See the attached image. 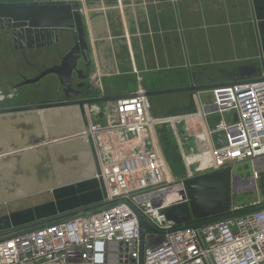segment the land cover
<instances>
[{
	"label": "built area",
	"instance_id": "obj_1",
	"mask_svg": "<svg viewBox=\"0 0 264 264\" xmlns=\"http://www.w3.org/2000/svg\"><path fill=\"white\" fill-rule=\"evenodd\" d=\"M209 93L207 102L202 93L195 94V111L163 119L150 115L143 90L138 97L97 107L104 125L90 126L100 134L98 155L107 197L93 210H102L84 215L89 211L82 209L36 225L33 231L28 227L1 237L0 264H140L135 211L156 229L145 234L143 264H264V210L236 215L262 203L232 206L226 214L230 217L195 228L176 226L165 214L169 208L189 204L187 179L251 162L255 171L251 180L256 183L260 172L254 165L264 171V80ZM12 98L0 91V103ZM165 124L173 133L183 178L174 177L160 149L157 128ZM218 132L226 133L227 145L222 148L212 140ZM113 134L125 153H133L110 165L101 140L112 142ZM194 135L202 136L198 157L188 147ZM93 178L97 179L96 172Z\"/></svg>",
	"mask_w": 264,
	"mask_h": 264
},
{
	"label": "crops",
	"instance_id": "obj_2",
	"mask_svg": "<svg viewBox=\"0 0 264 264\" xmlns=\"http://www.w3.org/2000/svg\"><path fill=\"white\" fill-rule=\"evenodd\" d=\"M76 1L83 7L91 62L95 76L101 78L103 83V96L114 97L136 94L140 90L146 92L185 87L190 84L189 77L195 78L194 75L198 73L204 74L206 78L199 80L197 84H220L214 81L217 74L225 75V82H230L234 80L237 70L247 66L257 69L255 78L264 76V0ZM2 33L0 30V34ZM62 37L68 39L65 45L44 49L58 59V62L74 43L71 33L65 32ZM29 54L27 58L31 61L33 54ZM29 67L34 68L33 64H29ZM214 70L220 72L211 73ZM55 80L60 85L56 77ZM207 93L209 92L200 95L205 102L209 100L202 96ZM193 95L195 96L190 93L169 95L168 97H181L184 103L181 104L182 109L174 108L176 111L164 114L165 117L178 112L186 113L192 108L195 111ZM161 99L164 98L157 96L149 101L153 104ZM109 103L98 106L104 108ZM95 117L98 122H104L100 113L96 112ZM6 122L10 123L0 118L2 128ZM116 137L117 134L112 135L116 145L120 146ZM9 142L11 146H21L19 141ZM66 163L68 166L65 164L63 170L56 168L35 176L34 182L41 181L46 185L47 180H55L59 174H66V169L71 165L70 162ZM84 163L89 167L87 159ZM87 167L84 166L83 170ZM92 170L95 172L93 164ZM11 176L13 179L23 178ZM71 183L73 182H67L64 186H57L56 183L50 185L53 189L44 196L40 192L32 195L28 191L25 199H31V202L26 204L19 202L20 199L0 204V238L23 228L30 227L29 230H32L36 226L34 224L44 219L54 221L57 216L75 209L74 212L82 209L86 212L93 211L94 203L103 201L100 186L98 196L91 197L89 190H78ZM40 186L36 185L33 192ZM68 202L70 205L66 204Z\"/></svg>",
	"mask_w": 264,
	"mask_h": 264
},
{
	"label": "water",
	"instance_id": "obj_3",
	"mask_svg": "<svg viewBox=\"0 0 264 264\" xmlns=\"http://www.w3.org/2000/svg\"><path fill=\"white\" fill-rule=\"evenodd\" d=\"M82 9V4L76 0L0 2V29L12 32L14 46L17 50L24 52L41 51L46 48L65 45L68 42L67 38L62 37V34L65 32L71 33L74 40L68 52L60 57L56 65L41 70L32 79L24 78L23 82L18 85H34L44 78L53 75L58 79L60 86L64 88V99L43 101L37 104L1 107L0 116H26L43 111L70 108L79 109L81 114L77 120H74V124H71L72 131L65 132V135L58 139L46 140L45 137L40 136L21 146L14 145L9 150L5 149L7 150V156L2 160L5 166L0 165V172L23 177L25 181H31L32 176H39L53 169L61 168L62 165L68 164L66 162L75 165L79 154L78 146L79 144L82 145L83 151V144H85L88 155L86 154L84 158L88 160V156H91L102 195L106 198L107 191L101 175V164L98 155V139L100 138V134L98 135L90 128L92 120L91 111L94 106L105 102L112 103L119 100L131 99L138 97L139 94L114 97L103 96V83L101 78L95 76L91 62ZM256 73L257 69L255 67H242L239 69L238 77L230 82L197 84L191 76L189 77L190 84L188 86L143 92L144 96L148 99L183 93H204L220 87L264 80V77L255 78L254 75ZM88 112L89 116H87ZM79 125L87 129V131L90 130V132L82 139L78 137L69 138L71 134L74 135L72 132ZM99 125L103 126L104 122H99ZM185 135L187 136V133ZM200 138L202 139V136L198 137L194 135L188 142V147L193 150L194 157L199 156L198 143L201 140ZM212 140L216 148H222L227 145L225 132L215 133L212 136ZM57 143H59L58 146ZM15 150H19L20 154L13 156ZM254 166L256 167V172L262 171L256 165ZM240 178L239 175H233L231 169L226 168L185 180L184 186L190 202L189 204L167 209L165 214L168 221L179 227L195 228L230 217V215L226 214L232 208L233 194H238L239 187H237V181L241 180ZM101 210H93L84 215H90ZM260 210H264V205L239 212L236 215H246ZM135 214L140 226V264H143L145 234L147 231L156 232V229L141 214L136 211ZM78 217L80 216H71L62 220V222Z\"/></svg>",
	"mask_w": 264,
	"mask_h": 264
},
{
	"label": "rangeland",
	"instance_id": "obj_4",
	"mask_svg": "<svg viewBox=\"0 0 264 264\" xmlns=\"http://www.w3.org/2000/svg\"><path fill=\"white\" fill-rule=\"evenodd\" d=\"M16 1H23V0H16ZM2 34H0V91L4 92L5 94H12L13 98L7 100L6 102L0 103V108L15 106V105H28V103L37 104L43 101H57L59 99H64V96H65L64 88H62L60 85L57 84L55 80V76L53 75L44 78L39 83H37V85L18 86V84L24 78L26 77L34 78V76L35 75L37 76L41 70L45 69V67L49 68L51 67V65L53 66L56 65L53 63L58 62V59L56 60V58L53 57V55L48 54L46 50L43 49L40 51V53H34V52L31 53L33 54L31 56L33 60L27 61L25 60L23 56V52H21L20 50H17L15 46L13 45V39H12L11 33H8V36H5V33H2ZM29 64H33L34 68H30ZM247 67H251V66H247ZM217 72H220V70H214L211 73L216 74ZM238 72H239L238 70L235 72L233 79H236L238 77V75H236V73ZM217 75L218 76L214 78V81L216 83H225L226 76L219 75V74ZM194 77H195L194 79L196 80V82L206 78V76H204V74L202 73H198V75H194ZM8 84L10 87L8 89H4V87H6ZM166 96H161V98H164V99L155 101V103L153 104L152 102H150V106H151L150 115L154 119L165 118L164 114H167V113L169 114L170 111H172L174 108L182 109L181 104H183L184 102L181 101V97H173V96L168 97L169 95H166ZM206 96L208 98H206ZM202 97L205 100H210L211 94L210 93L203 94ZM193 98H194V95H193ZM193 98H192V101H193ZM182 99H184V97ZM203 102L205 101L203 100ZM55 111H58L60 115L53 114ZM175 111L176 110H173V113ZM95 113H96V110H92V120L90 124H93V125L97 124L98 122L96 120ZM187 113L189 112H186V113L178 112L174 115H169V116L183 115ZM75 115H76V109L70 108V109H62V110L43 111V112H39L35 114H29L26 116H16V115L9 116V117L0 116V118L6 119V121H10L9 124H7L8 122H6L8 127L6 126V124L3 128L0 126V131H2V133H0V150H1L0 151V164L5 166V164H3L4 161H2L7 156L6 155L7 150L5 149L9 150L11 149V147H13L10 145L9 141H12V140H15L16 142L19 141L21 143L20 145H22L23 143L28 142L29 138L30 140H33L36 137H40V136L45 137L46 140H49L50 137L52 139L60 138L65 135V132H69L72 129L71 124H73L72 120H74ZM79 117L80 116H78V118ZM215 119H218V117L215 116ZM98 125H99V122H98ZM162 126L166 127V124ZM162 126L157 128V134H158L157 137H158L160 149L165 154L170 170L172 171L174 177L183 178L185 174V169L183 168V164L179 160L180 157L178 156L177 151L174 149L175 143L173 142L174 145H167V143L162 139L163 135L167 131H169L171 134V140H174L172 137L173 133H171L172 132L171 128L169 127V125H167L168 127L162 130L163 132L162 134L161 133ZM110 138L113 143L110 142L109 138L106 139L105 137H102V140H101L102 148L108 151V154H106V158H108L109 163H112L110 165H113L116 160H119L122 157L127 158L128 154L133 153V152H129L128 154L125 153L126 150H123L122 148L116 145L115 140L112 138V135ZM58 144L59 143H57V146ZM83 145H84L83 151H82V145L79 144L78 146L79 154L77 153L78 160L76 164L75 165L73 164L72 166L69 165L70 169L67 168L69 170L66 171V174H59V177L57 179L47 180L45 183L46 185H43L41 181L40 182L36 181L35 183L34 182L35 180H33L34 178L33 176L31 177V181H25L24 178H21V179L14 178L13 179L10 174L0 172V204L5 203L7 201H13V200L15 201L19 199H20L19 202H21L22 204L29 203L31 202V199H28V200L25 199V196L27 193L30 192V194L33 195L36 192H40V195L44 196L48 192L49 193L51 192V189L53 188L49 186L55 183L57 184V186H64L65 183L67 182H73L71 184L78 187L79 186L78 183L82 184L83 182H86V181L90 182V180L92 181L94 180L99 185L98 180L96 178H93L95 176V172L92 170L91 156H88V161H89L88 162L89 163L88 174L85 173V171L83 170V167L84 166L86 167V163H83L82 160L85 159L84 157L86 154L88 155L86 146L85 144ZM16 154H20L19 150H15L13 156H16ZM82 156H83V159H82ZM125 158H122V159H125ZM63 167H65V165L61 166L62 170H63ZM228 168L231 169V172L233 175H239L241 177L240 178L241 180H251L255 172L253 164L251 162H247V163H243V164H239L235 166H230ZM70 178L72 179L69 180ZM36 185H41V186L36 187V189L33 192V189ZM78 197H81V196L78 195ZM257 202H260L264 205V171H261L259 173V177L258 179H256V183H254V186L251 185L246 188L244 186H239L238 194H233L232 196V206L246 207V206H250L251 204L257 203ZM66 204L70 205V202ZM101 204H102V201H100L99 203H94V206L92 209H97ZM84 206H87V204ZM75 210L64 213V215L62 216H57V217L55 216L56 218L54 219H58L61 217H68L70 213L72 214V212H74ZM48 222H49L48 219H44L43 221L37 224H34V225H40V224L48 223ZM7 235L9 234L3 235L2 237L7 236Z\"/></svg>",
	"mask_w": 264,
	"mask_h": 264
},
{
	"label": "trees",
	"instance_id": "obj_5",
	"mask_svg": "<svg viewBox=\"0 0 264 264\" xmlns=\"http://www.w3.org/2000/svg\"><path fill=\"white\" fill-rule=\"evenodd\" d=\"M34 52V51H31V53ZM37 53H40V51H36ZM30 53V52H29ZM34 85H37V84H34ZM28 86H33V85H28ZM10 86L9 84L4 87V89H8ZM193 102V101H192ZM194 108L192 109H189L188 112H193ZM168 126L166 125V127L162 126L161 128V133L163 134L162 130L166 129ZM169 129V128H168ZM172 133V132H171ZM173 137V136H172ZM162 139L167 143V145H174L173 142L174 140H171V134L169 131H167ZM174 149L177 151V148L176 146L174 145ZM178 154V152H177ZM179 156V155H178ZM180 160V158H179ZM181 161V160H180ZM78 190H89L91 192V197L93 196H98V194L100 193V189H99V185L95 182V181H90V182H87L85 184H81L78 186ZM90 196V195H89ZM82 198V197H81ZM86 198V197H84ZM97 202V201H96Z\"/></svg>",
	"mask_w": 264,
	"mask_h": 264
},
{
	"label": "bare ground",
	"instance_id": "obj_6",
	"mask_svg": "<svg viewBox=\"0 0 264 264\" xmlns=\"http://www.w3.org/2000/svg\"><path fill=\"white\" fill-rule=\"evenodd\" d=\"M96 108H97V106H94V110H96ZM53 111V110H52ZM55 113H57V114H59L60 115V113L58 112V111H55ZM70 115V114H69ZM90 114H89V112L87 113V116H89ZM78 116H81V114H80V112H79V109H76V115H75V117H74V120L75 119H78ZM74 120H72V122H73V124H74ZM76 126V125H75ZM91 129H92V127H90ZM90 132V130L89 131H87V129H85V128H83L82 126H78L77 127V129L74 131V132H72L74 135H70L69 136V138H74V137H78V138H80V139H82V138H85V136L88 134ZM58 139V138H57ZM82 159H83V156H82ZM84 160L85 159H83L82 160V162L84 163ZM89 162V161H88ZM1 165V164H0ZM87 167V166H86ZM89 169V167H87L86 168V170H85V173H87L88 170ZM254 183H255V179H253V180H249V181H245V180H238L237 181V184H238V187L239 186H244L245 188L246 187H249V186H251V185H253L254 186Z\"/></svg>",
	"mask_w": 264,
	"mask_h": 264
},
{
	"label": "flooded vegetation",
	"instance_id": "obj_7",
	"mask_svg": "<svg viewBox=\"0 0 264 264\" xmlns=\"http://www.w3.org/2000/svg\"><path fill=\"white\" fill-rule=\"evenodd\" d=\"M27 1H34V0H23V1H16V0H1L0 2H27ZM3 33H5V32H8V33H11V36H12V32L11 31H8V30H3V29H0ZM8 33H5V36H8ZM3 35V34H2ZM12 39H13V36H12ZM13 45H14V42H13ZM21 51V50H20ZM21 52H23V56H24V58H25V60H27L28 61V54H29V52H31V51H21ZM36 52V51H35ZM23 82V80L18 84V85H20L21 83ZM237 187H238V184H237Z\"/></svg>",
	"mask_w": 264,
	"mask_h": 264
}]
</instances>
